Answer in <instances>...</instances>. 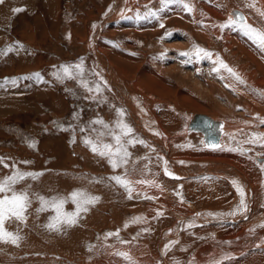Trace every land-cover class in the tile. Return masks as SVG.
<instances>
[{"label": "rangeland", "instance_id": "obj_1", "mask_svg": "<svg viewBox=\"0 0 264 264\" xmlns=\"http://www.w3.org/2000/svg\"><path fill=\"white\" fill-rule=\"evenodd\" d=\"M6 1L8 0L0 2L1 6H3ZM9 1L11 2L10 5L3 6L4 8L9 6L5 9L7 14H4V16L6 17L0 20V22L2 21V23H0V29L5 33H3L4 36L1 37L0 40V93L5 92L1 94L4 98L9 97L10 94L15 95L12 97L15 98L14 102L17 101L16 103H18V105L12 108V106L7 104L11 109H9V107L0 108L2 109L0 110V179H3L5 176L13 175L17 171L34 174V176H26L14 187L17 192H26L29 200L36 203L31 204L30 202L27 211L24 213L26 217L24 221H19L15 218L6 219L5 225H12L15 221L18 225H42L48 227L47 225L53 222L52 217L56 215V212L51 206H47L44 211H38L42 205L36 200H39V197L52 200L53 198L59 199V197L61 198L62 196V198L66 200L63 206V212H74L76 210V205L72 203L70 199L74 189V192H86L84 193L85 198L88 196L99 198L96 200L97 203L95 201L94 203L84 205L87 210H82L83 212L80 211L82 213H79L73 225H85L79 220L84 219L88 221L89 217V222L93 219V222L96 223L93 224L91 222L89 224L88 222L87 225H98L97 223H99V225H103L104 223V225H119V223L120 225H134L135 223H139L137 225H140L142 220L136 219L137 221L135 220L134 223L130 221L132 217H134V214H136L134 213L136 205L128 210L122 208L118 217L113 218L111 217L113 206L111 205L112 203H110L108 209H111L108 212H104L105 215H110L107 222H104L105 220H103V217H99L101 216L99 214L102 213L101 208L104 203V201L101 202V199L103 200L105 198L102 195L103 192H96L97 188L98 190L102 189L109 192H111V189H109L110 187L115 191H125L128 186H122L112 179V177L121 176L122 173L129 174L132 168H136L144 163L149 164V162L151 163L155 159L158 165L165 160V157L157 151V148L153 146L152 142L138 126L131 110H129L125 104L126 100L120 97L117 87L111 84L112 79L110 81L108 77H106L109 76V71L113 73L115 78L119 77V80L118 78L116 79L120 83L122 82L119 85V89H125L128 86L125 90L132 96L131 98L133 101L135 100L133 96L138 94L148 100L147 105L152 114L157 116L158 119L159 116L162 117L159 119L161 121L160 123H162L161 125L164 124L162 120L169 116L164 126H170L171 130L168 132L170 136L182 134L183 130L188 126L189 119L187 115L201 112V110H203L202 112L209 111L208 113L211 114H214L213 112L223 114L226 113L227 110L234 108L239 110L238 113H236L237 117L240 118L245 115L240 111L243 108L239 106H242V103L244 104L250 100L243 97L239 99V95L232 94L234 92L229 88L226 90V93H231L227 95L225 93L224 96H226L222 97L224 98L223 100H226L225 102L230 104L226 109H221L216 105L217 102L215 103V100H212L211 95L198 97L193 93L194 91H192L193 97H191L189 94L190 92H187V90L191 91L189 86L190 82L188 80L185 81L179 76L180 64L183 63L185 67H189V69L192 70H190V73H192L194 69H196V66L190 65L191 62L199 60L197 65L200 64V67L197 66V70H195L198 77L202 78V75L204 73L206 74L208 71L223 78L221 75V73L223 74V70L220 68L218 59L227 64L224 59L226 54L224 53L225 45L216 35L214 36V33L210 36V38H214V40L210 42V38L205 40L197 36L195 26L187 25V31L190 30L192 33L195 32L196 35L193 34V36H191L190 33H188L186 35L188 38L183 36V38L187 40L185 41L191 46H188L187 50H185L186 52L183 50L180 53V57H174L176 59L175 62L173 57L169 56L170 53L167 54L163 47L164 44L166 45V43H168V39H172V32H175V30L167 31L165 28L169 26L166 27V22L161 26L162 29H165L164 32H159L157 29L155 30L154 27L144 24V21L149 22L148 19L151 17L158 18L160 14L158 10H162V4L159 2L160 0H157V2L151 0L152 3L147 2L148 4L146 3L141 7L139 12L133 15L132 10L139 0L132 1L128 9H125V11L123 10L122 13L119 10L117 15L114 13H116L115 10H117L118 5H121L120 0H57L54 4L55 11L53 12V21L47 17V15H49V9L48 6L44 4L46 0ZM217 2L218 5H222V0H217ZM159 4L160 7L158 8ZM155 5L158 6L156 7ZM221 7H224V10L226 8L225 5ZM17 8L23 10L19 12L14 11V9ZM159 17L162 18V15ZM180 19L182 21L184 20L182 18ZM136 22L137 25L135 24ZM141 22H143V24H141ZM188 23L191 24V22ZM41 30L44 31L41 32ZM155 31H157V34ZM180 31L178 30L176 32L178 33ZM19 47H21V49ZM197 48L203 49L209 55H204V52L198 53L197 50H194ZM9 49L11 50L9 51ZM24 51L26 52L25 54ZM188 51H190V56H193L192 60L189 59L192 56L190 57L187 55ZM27 52L32 56H28ZM191 53H194L196 57ZM20 54L28 56L26 58L27 61L32 62L35 61L33 58L37 57L36 69L22 73V65L19 66L20 60L22 63ZM158 58L165 63L167 62L169 68L167 73L155 70L157 74L154 75V72H152L150 62ZM178 62L181 63L179 64ZM158 63L159 62H157V65H159ZM11 66V71H6V68ZM65 66L69 68L70 75L64 74L63 67ZM153 68L157 67L153 66ZM218 68L219 71H216ZM153 76H156L155 80H162V77L164 81L156 82L152 79ZM166 77L169 78L165 79ZM240 79L242 78L240 77ZM244 82L248 83L246 81ZM135 83H140L141 86L143 85L142 87L144 89L140 86L141 90H136L133 88V84ZM164 83H167L168 86ZM150 84L159 91L162 90L163 92V90H166L165 93L167 92L168 97H164L156 92L152 93L154 90L146 88ZM97 86L100 88L99 91L96 90ZM252 88L255 89L253 86ZM41 89L47 91L48 95L44 97L36 96V91ZM255 90L258 96L261 95L260 97L263 96L264 98L263 92L257 89ZM214 91L217 93V90L214 89ZM230 96L234 98L231 99ZM56 97L59 100L62 99L57 106L54 105ZM178 100H180V103ZM189 100L190 102H188ZM250 102L252 103V101ZM198 108H200V110ZM120 110H123V115L120 114ZM261 120L263 123L261 127L258 125V129H260L257 130L256 135L249 137L248 135H251V131H246L248 134L241 136L244 139L247 138L244 140L247 142L246 145L241 147L245 148V150H248V148L251 150L250 147H252L259 151V154L252 153L256 162H258L255 159L256 156H259L260 159L264 158V133L262 132L264 131V118ZM95 121H103V124L95 123ZM118 122L122 124L127 123L128 126H131L132 133L123 136L121 129L117 127ZM105 125L107 127H105ZM164 126L162 127L164 128ZM254 127V130H256L257 125ZM165 132L167 133V130L164 131V135H166ZM114 135L122 136L121 143L126 150L128 149L127 152L129 153V156L126 158L127 162L120 164L115 169L109 163L108 157H102L98 153H94L91 150V145L86 143L87 140H91L97 145L109 143L115 148ZM260 136L262 137L259 142H249L255 137ZM46 140H52V143L44 148L45 144H49ZM140 141H143V143H140ZM190 142L187 144L190 147L198 145V148H201V143H196L195 140L194 142L193 140ZM176 145L179 149L185 148V145L181 143ZM181 145H183V147ZM169 151L170 149H168V155ZM258 163L259 165L264 164V160ZM141 172L148 173L149 171L141 170ZM180 180V178H172L171 182L178 183ZM108 181L110 182L107 184L106 182ZM100 182L103 184L102 187L101 185L99 186ZM111 183L114 188L111 186ZM94 187L97 188L95 189ZM169 188L171 191H176L178 189L176 184H171ZM65 189L67 191H65ZM70 190L72 192H70ZM171 191L170 193H174V191ZM113 193L115 194L113 201L119 203L118 196L120 193ZM173 197L175 203L179 201L176 196ZM201 198L202 201H206L207 197L203 195ZM187 201L189 203L195 202L196 200L195 198H188ZM149 202L153 203L151 199L143 198L141 199V205H139V207H149ZM196 203L198 202L196 201L194 204ZM113 204L115 205V203ZM97 206H99L100 209ZM199 208L203 209L202 206H197V208L191 210L193 212L190 213L203 212ZM144 209L145 210H141L147 214L149 209ZM163 210L157 212L158 214H154L156 220H158V224L161 222L162 217L170 219L169 222H171L169 225H178L181 220L184 222L183 218L178 215L179 212L177 210H164L166 213H164ZM208 210L218 213L222 209L216 207V209H214L215 211L212 209ZM259 212L263 213V210L260 209ZM222 214L223 213H221V215ZM230 214L228 213V215ZM119 217H123L121 218L122 220ZM126 219L129 221H126ZM156 220L154 219V221ZM162 224L166 225L164 222H162ZM60 225L67 224L61 223ZM139 232L141 233V231ZM202 260L204 259H201V261ZM218 260L220 261L222 259ZM206 264L222 263H210L206 261Z\"/></svg>", "mask_w": 264, "mask_h": 264}, {"label": "bare ground", "instance_id": "obj_2", "mask_svg": "<svg viewBox=\"0 0 264 264\" xmlns=\"http://www.w3.org/2000/svg\"><path fill=\"white\" fill-rule=\"evenodd\" d=\"M56 1L46 0L44 3L48 6V14L50 16H53ZM132 1L135 0H120L121 5H118L114 14L117 15L119 10L122 13L123 10L128 9ZM147 2L152 3L151 0H139L134 5L132 15L139 12L141 7ZM159 2L162 4V10H158L160 12L158 14L159 16L162 15V18L159 16L158 18L151 17L148 19L149 22L144 21V24L154 27L159 32H164L165 29L167 31L175 30V32L170 31L173 33L172 39H168V43L163 45L165 52L167 54L170 53L169 56H172L175 62L176 59L174 57H180V53L183 50L186 52L185 50H187L188 46H191L183 36L187 37L188 33L191 36L195 34V32L192 33L190 30L187 31V25H192L195 26L197 36L206 40L214 33V36L216 35L223 42L225 45L224 53H226L224 59L228 67L233 69L236 75L242 78L241 80L248 82L245 83L243 81V83H240L223 68H221L223 70V74L221 73L223 78L208 71L200 78L195 72L197 66L200 67V64L197 65L199 60L191 62L190 65L196 66L192 73H190L191 69L189 67H185L183 63L180 64L181 62H178L181 65L179 67V76L190 82L191 91H188L187 87V92H190L191 97H193V93L198 97L211 95L212 100H215V103L217 102L216 105L221 109H226L230 104L225 102L226 100H223L224 98L222 97L229 88L234 92L232 94L239 95V99L243 97L252 101V103L249 101L239 106L243 108L240 111L245 115H241L242 117L240 118L237 117L236 113L239 110L231 107L226 113L222 112L223 114L215 112L211 114L208 113L209 111L202 112L203 110H201V112L187 115L189 119L188 126L183 130L182 134L170 136L168 134L171 130L170 126H164L169 116L162 120L164 124L161 125L162 123H160L159 119L162 117L159 116L158 119L157 116L152 114L147 105L148 100L138 94L133 96L135 98L133 101L132 96L125 90L128 86L125 89H119V85L122 82L120 83L118 81L119 77H116L118 78L117 80L113 73L109 71V76L106 77L110 81L112 79L111 84L117 87L120 97L126 100L125 104L131 110L138 126L143 130L153 146L157 148V151L165 157V160L159 165L156 164L157 160L155 159L149 164L144 163L136 168L131 166L132 169L130 168L131 172L129 174H120L128 182V187L125 191H115L111 187L109 188L111 192L102 189L101 191L94 187L97 190H95L96 192H103L102 195L105 198L101 199V202L104 201V203L101 208L102 213L99 214L101 216L99 217H103L104 222H107L110 215L107 216L108 214L105 215L104 212H108L111 209H108L110 203L113 206L111 210V217L113 218L118 217L122 208L128 210L136 205L135 210L133 208L136 214L130 221L134 223L138 219L144 223L141 222L140 225H137L139 223H135L136 225H120V223L119 225H104L105 223L103 225H99V223H97L98 225H93L96 222L94 223L93 219H91L93 224L87 225L90 221L88 216V221L79 220L85 225H59L57 229L42 225H18L17 222L16 225L14 221L12 225H5V229L19 239L15 244L10 241L0 242V264H206V261L210 263L220 262L222 264H264V164L259 165L258 163L262 162L264 158L260 159L259 156H256L255 159L258 161L256 162L252 153L259 154V151L252 147H250L251 150L249 148L245 150V148L241 147L247 143L244 141L247 138L244 139L241 136L248 134V131H251V135H248L249 137L256 135L257 130L260 129H258V125L261 127L263 123L261 119L264 118V98L263 96L260 97L261 95L258 96L255 93V89L260 90L264 94V48H261L251 35H246L238 23L231 27H221L229 22L230 17L236 18L242 15L247 24L256 29H264V0H222V5H218L217 0H171V2L170 0H160ZM5 4L10 5L11 2L8 0ZM185 4L191 8V11L185 8ZM224 5L226 6L225 10L224 7H221ZM5 9L0 5V20L4 14H7ZM180 18L184 19V22ZM165 22L166 27H169L162 29L161 26ZM188 22H191V24ZM135 24L137 25V22ZM178 30H182L180 31L181 34L176 32ZM213 40L214 38H210L209 41L213 42ZM189 52H187L188 56H190ZM192 58L193 56L189 59L192 60ZM155 61L150 62L154 75L157 74V70L167 73L169 69L167 62L165 63L160 58ZM157 62H159V65H157ZM153 66L157 68H153ZM168 78L166 77L165 79ZM152 79L155 80L156 76H153ZM161 79L155 81L163 82L164 78L161 77ZM165 85L168 86L167 83ZM140 86V83L133 84V88L136 90H141ZM146 88L154 90L152 93L156 92L168 97L167 92L165 93L166 90H163V92L162 90L159 91L151 84ZM214 89L217 90V93ZM192 91L194 92L192 93ZM4 93H0V108H8L7 104L12 106V108L17 107L18 103H16V100L14 102L15 98H13L15 95L10 94L9 97L4 98L1 95ZM229 93H226V95ZM231 96L230 98L233 99L234 97ZM9 109L11 108L9 107ZM198 109L200 110V108ZM255 125H257L256 130H254ZM162 126L167 130V133L165 132L166 135H164L166 130ZM262 132L264 133V131ZM191 140L201 143V148H198V145L191 147L187 145ZM47 142L49 144H45L44 148L48 147L52 140ZM178 143L185 145V148H177L176 144ZM183 145L181 146L183 147ZM213 145H217V147H213ZM168 149H170L169 155L167 154ZM229 149L238 150L230 151ZM141 170H148L149 172L145 173L141 172ZM172 178H180L181 180L178 183H173L171 182ZM233 181H236L238 186L243 189L244 206L240 204L241 196L237 192V186L233 184ZM109 182L106 183L108 184ZM112 183L111 186L113 187ZM103 184L100 182L99 186L101 185L102 187ZM171 184H176L178 187L176 191L173 190L174 193H170L169 187ZM71 190L70 192H72ZM65 191L67 190L65 189ZM113 192L120 193L119 196L117 195L119 203L113 201V198H115ZM203 195L207 197L206 201H202L201 197ZM173 196H176L180 202L177 201L178 203H175ZM143 198L151 199L153 203L149 202V207H139ZM188 198H195L198 203L194 204L196 201L188 203ZM36 201L41 203L40 199ZM35 203L31 202V204ZM197 206H202L204 210L199 209L203 212L191 214L190 212H193L191 210L196 209ZM97 207L99 208V206ZM216 207L222 209L218 212L219 214L208 210H214ZM144 208L149 209L147 214L142 211L145 210ZM163 209L165 211L177 210L179 212L178 215L183 218L184 222L181 220L178 225H169L170 219L162 217L159 225L154 214ZM260 209L263 210V213L259 212ZM165 211L164 213H166ZM221 213L223 214L221 215ZM228 213L231 214L228 215ZM162 222L166 225L162 224ZM120 253H127L129 258L126 259ZM201 259L204 260L201 261ZM218 259L222 260L219 261Z\"/></svg>", "mask_w": 264, "mask_h": 264}, {"label": "snow or ice", "instance_id": "obj_3", "mask_svg": "<svg viewBox=\"0 0 264 264\" xmlns=\"http://www.w3.org/2000/svg\"><path fill=\"white\" fill-rule=\"evenodd\" d=\"M0 2H3V0H0ZM171 2V0H170ZM185 8H187L189 11H191V8L185 4ZM254 6V5H250ZM23 9L17 8L14 9V11L19 12ZM239 24V27L245 31L246 35H251L259 44L261 48H264V29H256L253 26L247 24L245 22V18L240 15L239 17L229 18V22L227 24L222 25L221 27H231L234 24ZM11 49H9L10 51ZM197 52H204V55H209L207 52H205L203 49L197 48ZM186 54V53H185ZM218 63L220 65V68H223L228 73H230L232 76H234L240 83H243V81L240 79L238 75L228 67L227 64H225L222 60L218 59ZM79 67V66H77ZM216 71H219V68L216 69ZM63 72L65 75H70L69 68L67 66L63 67ZM38 75V74H37ZM97 91L100 90L99 86L96 88ZM120 114L123 115V110H120ZM95 123L103 124V121H95ZM105 127H107L105 125ZM117 127L121 129V133L123 136L130 135L132 133V128L128 126L127 124L119 123L117 124ZM115 140V148L112 144L109 143H102L100 145H97L93 143L91 140H87L86 143L91 145V150L94 153H98L102 157H108L109 163L111 166L115 169L120 164L127 162V157L129 156V153L124 148V145L121 143L122 136L121 135H114ZM261 137H255L253 140L249 141L250 143H257ZM132 142V141H129ZM140 143H143V141H140ZM34 146V145H32ZM213 147H217V145H213ZM232 150H238V149H229ZM167 174V170H166ZM26 176H34L32 173H21L17 171L13 175L5 176L3 179H0V241L8 242L15 244L17 240L19 239L16 235H14L11 232H8L5 229V221L6 219H12L15 218L19 221H24L26 219L24 213L27 211V208L30 205V200L28 197V194L26 192H17L15 190V185L19 183L21 180H23ZM117 183L121 184L122 186L127 187L128 182L121 176H115L112 177ZM233 184L237 186L236 190L241 196L240 204L241 206H244V192L241 187L238 186L236 181H233ZM10 193V194H9ZM41 201L42 207L38 209V211H44L46 210L47 206H51L52 209L55 210L56 215L52 217V223H49L47 226L49 228H57L58 226L63 223L67 224L68 226H71L75 224L76 218L78 217L80 211H86L87 208L84 207L86 204L94 203L98 198L97 197H86L85 194L82 192H73L70 196V199L72 203L76 205V210L74 212H63V206L66 203V200L64 198H53L52 200H46L44 197H39ZM111 235V234H109ZM120 255L124 256L126 259H128L127 253H120Z\"/></svg>", "mask_w": 264, "mask_h": 264}, {"label": "crops", "instance_id": "obj_4", "mask_svg": "<svg viewBox=\"0 0 264 264\" xmlns=\"http://www.w3.org/2000/svg\"><path fill=\"white\" fill-rule=\"evenodd\" d=\"M1 5V4H0ZM6 4L4 3L3 4V6H5ZM9 6H7V8H8ZM6 8V9H7ZM6 16H4V17H2V19H4ZM47 17L50 19V20H52L53 21V16H50V15H47ZM39 18V17H38ZM1 19V20H2ZM48 20V19H47ZM0 23H2V21L0 22ZM44 30H41V32H43ZM4 32L0 29V40H1V37H3L4 36V34H3ZM42 35V34H41ZM37 43V42H36ZM20 49H21V47H19ZM1 53V52H0ZM26 52L24 51V54H25ZM23 54V55H24ZM23 55H21L20 54V59H22V63H21V60H20V64H19V66H21L22 65V73L23 72H27V71H30V70H35L36 69V66H37V61H38V58L36 57V58H33V59H35V61H27V57L28 56H32V55H29V53L27 52V55L28 56H25L24 55V57H23ZM36 64V65H35ZM10 69H12V66L11 67H8V68H6V71H11ZM6 73V72H5ZM4 75V74H3ZM36 96H42V97H44V96H46V95H48V93H47V91H45V90H37L36 91V94H35ZM29 100H33V99H29ZM60 100H62V99H60ZM60 100L59 99H57V97H56V99L54 100L55 101V104L54 105H59V102H60ZM59 114V113H58Z\"/></svg>", "mask_w": 264, "mask_h": 264}]
</instances>
